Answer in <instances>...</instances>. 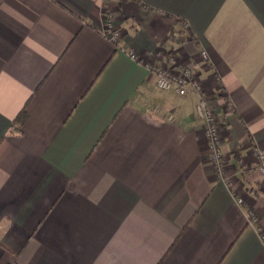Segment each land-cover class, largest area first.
Here are the masks:
<instances>
[{"label":"crops","instance_id":"0c3cea01","mask_svg":"<svg viewBox=\"0 0 264 264\" xmlns=\"http://www.w3.org/2000/svg\"><path fill=\"white\" fill-rule=\"evenodd\" d=\"M170 59L218 109L231 187L197 98L156 88ZM254 149L264 0H0V264H264Z\"/></svg>","mask_w":264,"mask_h":264},{"label":"built area","instance_id":"2783aa9c","mask_svg":"<svg viewBox=\"0 0 264 264\" xmlns=\"http://www.w3.org/2000/svg\"><path fill=\"white\" fill-rule=\"evenodd\" d=\"M102 34L112 43H116L119 39V33L112 29L110 23L102 29ZM130 58L137 60L133 53H130ZM199 61L204 66L208 65L209 58L205 50L199 52ZM168 62L170 65L166 64L161 67L147 66L149 72L155 77L156 88L163 92L172 91L179 97L195 96L197 98L195 112L198 120L202 123L208 147L207 160L220 181L227 187H231L232 181L226 172V161L220 135L221 121L217 107L211 104L210 100L205 96L198 71L191 67L177 65L171 59ZM217 93L223 95L222 89ZM224 104L227 107H231L229 103L225 102ZM253 151L260 164L261 181L264 183V151L260 149H254ZM238 203L242 204V200L238 199ZM262 241L264 242V236H262Z\"/></svg>","mask_w":264,"mask_h":264},{"label":"trees","instance_id":"16d2710c","mask_svg":"<svg viewBox=\"0 0 264 264\" xmlns=\"http://www.w3.org/2000/svg\"><path fill=\"white\" fill-rule=\"evenodd\" d=\"M24 118H25V109L22 111V113L20 114V117L18 118V121H22V120H24ZM20 123H19V126L18 127H20Z\"/></svg>","mask_w":264,"mask_h":264}]
</instances>
